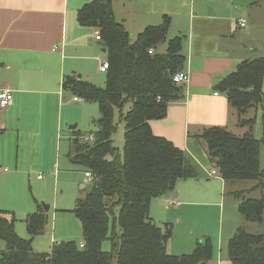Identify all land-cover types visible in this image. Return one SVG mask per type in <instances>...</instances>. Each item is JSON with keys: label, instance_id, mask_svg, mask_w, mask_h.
Masks as SVG:
<instances>
[{"label": "trees", "instance_id": "1", "mask_svg": "<svg viewBox=\"0 0 264 264\" xmlns=\"http://www.w3.org/2000/svg\"><path fill=\"white\" fill-rule=\"evenodd\" d=\"M77 21L96 28L108 61L103 86L75 78L64 82L79 98L95 102L99 110L94 139L83 141L76 134L71 139V160L95 178L74 209L82 241L54 242L49 252H34L31 240L44 229V211L28 214L30 236L23 239L14 231L13 217L8 219L9 212L0 210V241L5 244L0 264H109L113 257L117 264H205L213 250L208 238L198 241L192 254L171 255L166 250L168 232L148 215L153 198L174 192L180 179L197 178L183 150L154 135L149 125L166 115L170 102L182 98L180 83L172 79L185 63L181 39H167L169 18L165 17L160 25L145 27L131 41L114 17L111 0L83 4ZM162 42L167 43L166 50L158 53L156 48ZM263 78L264 58L241 63L221 85L238 112V125L248 127L243 135L221 126L208 127L198 135L224 180L256 182L250 189L233 193L239 197L264 179L259 162L264 137L256 139L254 120L242 117L248 108L262 103ZM115 112L123 121L122 154L112 145ZM263 210L264 192L257 198L243 199L239 207L244 217L254 221L262 220ZM105 240L110 242L109 251L102 249ZM227 256L230 264H264V235L239 228L227 243Z\"/></svg>", "mask_w": 264, "mask_h": 264}, {"label": "crops", "instance_id": "2", "mask_svg": "<svg viewBox=\"0 0 264 264\" xmlns=\"http://www.w3.org/2000/svg\"><path fill=\"white\" fill-rule=\"evenodd\" d=\"M86 1L89 0H0V89L8 88L12 92L10 104L0 107L2 179L17 182L26 173L42 180V171L50 175L48 181H54L56 187L61 163L57 152L62 139L69 140L71 149L63 165L83 174L87 171L71 160V139L75 134L81 139L97 129L91 132L85 129V117L94 121L96 106L82 98L75 100L71 87L64 85L67 78L97 86L105 83V72L99 70L101 62L106 60L105 49L96 37L97 30L77 21V11ZM113 1L116 21L132 37L147 26L160 25L168 17L166 37L181 39L180 53L185 58L181 71L188 75V80L179 84L182 98L170 102L166 115L151 120L149 125L154 135L183 150L186 161L194 169L197 167L198 176L202 164L197 154L213 166L198 135L211 126L229 130L234 116L238 124V112L229 103L222 83L241 63L264 58V47L254 44V37L264 35V0ZM241 17L246 19L244 27L237 24ZM133 28L137 30L132 34ZM99 75L103 80H92ZM261 89L264 103V78ZM214 92L218 93L214 95ZM260 105L249 109L255 111ZM73 124L76 127L69 128ZM206 173L219 181L218 196L222 198L229 181L219 173ZM83 176L80 187L85 189L87 178ZM193 179L198 178L177 181L175 196L171 192L153 198L149 212L152 213L157 200L165 203L175 198L181 205L201 204L186 198L195 191L177 186L178 182ZM208 189L204 192L207 195ZM26 210L31 214L42 209L30 205ZM166 250L170 253L169 243ZM214 259L216 264H230L221 250Z\"/></svg>", "mask_w": 264, "mask_h": 264}, {"label": "rangeland", "instance_id": "3", "mask_svg": "<svg viewBox=\"0 0 264 264\" xmlns=\"http://www.w3.org/2000/svg\"><path fill=\"white\" fill-rule=\"evenodd\" d=\"M90 1L92 0L86 1V3ZM113 2L115 3V0ZM133 29L135 31H132V34L136 33L137 30ZM129 36L132 41L134 37H131L130 33ZM166 44V42L160 43L156 48L157 52H165ZM254 44L259 48L264 47V35L261 36L259 34L257 38L254 37ZM99 79H102V75L94 77L92 80L99 82L97 81ZM93 104L96 106L93 117L94 121H91L92 118L87 119L85 117V124H87L85 129L87 132H91L97 128L96 121L99 118V110L98 105L95 102ZM128 107L129 104L125 105L123 112ZM242 117L244 119L253 118V135L257 139L264 137L263 101L255 111L248 108L247 113L242 114ZM114 120L116 129L112 135V145L117 153L122 154L124 144L123 121L120 120L118 112H115ZM228 129L233 134L241 136L248 130V127L239 126L234 116ZM65 132H68V130ZM201 144L203 145V149L206 150L202 141ZM69 153L71 154L69 140L62 139L60 141L59 152H57L61 163L56 187H54V181H48L47 177L50 175L42 173V171L40 172L42 180H35L36 177H30L26 173H22V177L17 182L0 177V210L9 211L6 215L8 219L11 216L13 217L14 231L17 236L29 239L30 235L26 227L27 206L40 207L44 211V229L33 236L31 240V246L38 252H49L53 241L73 240L78 242L82 239L81 226L74 214V209L79 198L89 192L91 182L87 180V185L85 184L86 188L82 189L80 184L83 183V172L74 167L63 165V161L65 163L68 161ZM197 158L198 162L202 164V167H199L198 179L188 182H178L177 186L186 191H195L194 195L188 194L186 198L201 202V204L181 205L179 201L174 200L175 198L172 204L168 201L164 203V201L159 202L155 200V208L153 207L152 213L149 212L148 215L163 232H168L167 243H169L171 255L183 256L192 254L197 242L208 238L213 250L211 258L205 264H216L214 256L217 255L218 250H221L223 258L227 256V243L239 228L245 229L249 233L264 235V210L261 221L247 219L239 211L243 199L257 198L264 192V179L259 181L258 186L254 190L246 191L241 197L235 196L231 192L250 189L256 182L253 180L229 181L225 185L221 198L218 196L221 189L219 181L216 178L209 177L206 173V171H209V174L213 175L210 167L213 168L214 166H211L210 162L200 157L199 154H197ZM259 162L260 167L264 168V144L260 145ZM79 168L81 167L79 166ZM195 170H197V167ZM207 188H209L208 195L204 193ZM44 206H48V209H44ZM4 246L5 244L0 241V250H3ZM102 249L104 251L110 250L109 240L103 241ZM109 264H117L116 257H113Z\"/></svg>", "mask_w": 264, "mask_h": 264}, {"label": "built area", "instance_id": "4", "mask_svg": "<svg viewBox=\"0 0 264 264\" xmlns=\"http://www.w3.org/2000/svg\"><path fill=\"white\" fill-rule=\"evenodd\" d=\"M237 24L240 27H244L246 25V19L245 18H239L237 19ZM96 37L97 39H99V34L98 31L96 32ZM149 52L151 53L152 51L149 50ZM108 69V61L104 60L103 62H101L99 70L102 72H105ZM172 79L175 83L179 84L182 82H185L188 80V75L186 72L184 71H177L176 73H174V75L172 76ZM218 92H214V95H216ZM75 100H79L80 98L78 96L74 97ZM12 100V92L10 89L8 88H1L0 89V107H6L7 105L10 104ZM81 139L84 141H92L94 139V135L90 134L87 136H81ZM212 174L218 173V170L216 167H213L211 170ZM85 177L87 178L88 181L92 182L95 180L93 174L90 171H85L84 172ZM168 202L170 204H172L174 202L173 199H169ZM82 245V244H80Z\"/></svg>", "mask_w": 264, "mask_h": 264}, {"label": "water", "instance_id": "5", "mask_svg": "<svg viewBox=\"0 0 264 264\" xmlns=\"http://www.w3.org/2000/svg\"><path fill=\"white\" fill-rule=\"evenodd\" d=\"M131 37H132V35H131ZM76 127V125L75 124H73V125H71L69 128H75ZM174 196H175V192H174ZM45 208L44 209H48V206H44Z\"/></svg>", "mask_w": 264, "mask_h": 264}]
</instances>
